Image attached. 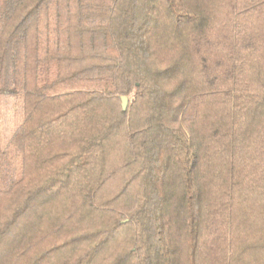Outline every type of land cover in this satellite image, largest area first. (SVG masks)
Listing matches in <instances>:
<instances>
[{
	"label": "trees",
	"instance_id": "16d2710c",
	"mask_svg": "<svg viewBox=\"0 0 264 264\" xmlns=\"http://www.w3.org/2000/svg\"><path fill=\"white\" fill-rule=\"evenodd\" d=\"M0 264H264V0H0Z\"/></svg>",
	"mask_w": 264,
	"mask_h": 264
},
{
	"label": "water",
	"instance_id": "95a60500",
	"mask_svg": "<svg viewBox=\"0 0 264 264\" xmlns=\"http://www.w3.org/2000/svg\"><path fill=\"white\" fill-rule=\"evenodd\" d=\"M122 101H123V107L126 108L128 105V97L127 96H123L122 97Z\"/></svg>",
	"mask_w": 264,
	"mask_h": 264
},
{
	"label": "rangeland",
	"instance_id": "374dc122",
	"mask_svg": "<svg viewBox=\"0 0 264 264\" xmlns=\"http://www.w3.org/2000/svg\"><path fill=\"white\" fill-rule=\"evenodd\" d=\"M128 102H129V99H128Z\"/></svg>",
	"mask_w": 264,
	"mask_h": 264
}]
</instances>
